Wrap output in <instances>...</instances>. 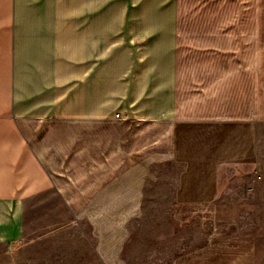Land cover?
<instances>
[{"label":"crops","instance_id":"crops-1","mask_svg":"<svg viewBox=\"0 0 264 264\" xmlns=\"http://www.w3.org/2000/svg\"><path fill=\"white\" fill-rule=\"evenodd\" d=\"M263 3L0 0V245H19L29 207L57 205L118 264L175 127L229 123L256 98ZM167 203L202 239L171 264H253L212 202Z\"/></svg>","mask_w":264,"mask_h":264},{"label":"rangeland","instance_id":"rangeland-1","mask_svg":"<svg viewBox=\"0 0 264 264\" xmlns=\"http://www.w3.org/2000/svg\"><path fill=\"white\" fill-rule=\"evenodd\" d=\"M262 28L256 98L229 123L175 127L174 157L153 166L142 211L125 223L118 264H171L202 240L195 228L175 227L167 203L174 191L185 200L212 202L217 224H234L250 239L253 264H264V3ZM59 209L35 213L29 207L22 241L13 248L0 245V264H104L89 224L74 223Z\"/></svg>","mask_w":264,"mask_h":264}]
</instances>
